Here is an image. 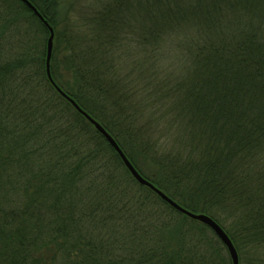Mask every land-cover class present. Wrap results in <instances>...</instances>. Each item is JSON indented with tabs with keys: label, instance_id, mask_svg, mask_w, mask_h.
Returning a JSON list of instances; mask_svg holds the SVG:
<instances>
[{
	"label": "trees",
	"instance_id": "trees-1",
	"mask_svg": "<svg viewBox=\"0 0 264 264\" xmlns=\"http://www.w3.org/2000/svg\"><path fill=\"white\" fill-rule=\"evenodd\" d=\"M28 1L48 26L0 0V264H232L63 94L264 264V26L241 0Z\"/></svg>",
	"mask_w": 264,
	"mask_h": 264
},
{
	"label": "water",
	"instance_id": "water-1",
	"mask_svg": "<svg viewBox=\"0 0 264 264\" xmlns=\"http://www.w3.org/2000/svg\"><path fill=\"white\" fill-rule=\"evenodd\" d=\"M27 8H29L37 18H39L40 21L44 22L46 26L47 23L43 19V17L40 15V13L36 10V8L28 1V0H20ZM51 36L48 41V49H47V74L50 77V62L52 58L53 53V30H50ZM60 91V90H59ZM70 103L76 108V110L84 115L96 128V130L104 137V139L107 141V143L110 145V147L118 154L120 157L122 163L124 164L125 168L128 170V172L131 174L133 179L142 187L148 188L152 190L157 196L168 206H170L173 210L176 212H179L183 214L184 216L188 217L189 219L199 222L209 228L215 236L220 240V242L223 244V246L226 248L232 264H239V256L238 253L231 241V239L227 236V234L224 232V230L210 217L203 215V214H194L192 212L187 211L186 209L179 206L177 203L172 201L170 198H168L165 194H163L160 190H158L156 187H154L150 182H148L145 178H143L139 172L135 169V167L132 165V163L127 159V157L124 155L122 150L119 148L118 144L115 142V140L102 128L98 123H96L94 120H92L88 115H86L77 105L74 101H72L70 98H68L65 94H63Z\"/></svg>",
	"mask_w": 264,
	"mask_h": 264
},
{
	"label": "rangeland",
	"instance_id": "rangeland-1",
	"mask_svg": "<svg viewBox=\"0 0 264 264\" xmlns=\"http://www.w3.org/2000/svg\"><path fill=\"white\" fill-rule=\"evenodd\" d=\"M64 1H66L64 5L65 4L68 5L69 3L67 4V1H70V0H64ZM241 2L242 3H240L237 8L238 9L237 14L240 17V20L245 25L249 24V26L253 25L255 27L260 25L259 27L262 28V26H264V23H261V22H264V0H241ZM78 15H80V12L77 10L76 16ZM129 28H134V27H129ZM176 64H179L177 60H176ZM263 168H264V165H262V167L259 168L258 170H261Z\"/></svg>",
	"mask_w": 264,
	"mask_h": 264
}]
</instances>
